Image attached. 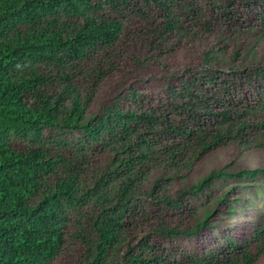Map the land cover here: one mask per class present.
<instances>
[{
  "label": "trees",
  "instance_id": "trees-1",
  "mask_svg": "<svg viewBox=\"0 0 264 264\" xmlns=\"http://www.w3.org/2000/svg\"><path fill=\"white\" fill-rule=\"evenodd\" d=\"M152 7L163 18L146 25L149 48L191 47L200 66L185 67L184 79L169 84L164 107L114 103L88 115L107 67L119 60L113 54L124 47L129 21L149 19ZM132 55L136 65L143 60ZM241 82L257 83L253 104L238 97ZM56 146L69 155L53 154ZM232 148L252 165L226 163L171 193L168 182L186 179L171 168ZM98 150L107 165L88 178ZM162 167L164 176L151 180ZM263 175L264 0H0V264H52L74 243L67 238L72 224L82 249L73 264H254L264 251V215L249 216L254 232L228 238L222 254L172 257L164 244L158 248L160 238L216 226L218 204L226 213L246 212L241 197H232L235 187L210 197L215 206L194 210L192 225L130 219L149 204L184 208L219 179Z\"/></svg>",
  "mask_w": 264,
  "mask_h": 264
},
{
  "label": "rangeland",
  "instance_id": "rangeland-1",
  "mask_svg": "<svg viewBox=\"0 0 264 264\" xmlns=\"http://www.w3.org/2000/svg\"><path fill=\"white\" fill-rule=\"evenodd\" d=\"M160 18H163L157 7L151 8L150 18L142 19L134 17L130 22V25L125 28L124 47L117 49L114 52V56L117 55L119 59L116 61V65H110L107 67L106 76L103 78L100 87L96 93L93 94L91 101L87 108V114H101L106 108L114 103L119 104L122 108L140 107V104L145 107H164L169 100L168 86L170 83L176 84L178 81L184 79L183 73L185 67L189 66L191 69H196L201 64V57L198 51H194L191 47L183 49L180 46L177 49L163 51L159 54L158 50L149 48L148 33H146V25L155 23L160 24ZM141 32L143 34H141ZM142 39V40H141ZM170 42L175 41V36L169 37ZM164 48V46H163ZM179 49H181L179 51ZM147 52V57L144 56V52ZM137 53L143 59L140 64L136 65L135 58H132V54ZM239 98L246 99V104H253L257 99V83H240ZM132 93H136L141 101L138 104L132 96ZM74 150V147H71ZM69 149L64 150V154L69 155ZM224 153H217L211 160H198L188 169H184L181 166L179 168H171L172 172L180 173L187 176V180L182 177H175L173 181L167 183V187L171 193L175 190L190 187L198 179L207 175L212 168H218L226 163L233 162L234 170L247 167L251 162L248 161V157L241 156L236 157V149H224ZM161 156V153H158ZM90 162L85 168V175L88 178H94L96 172L101 169L104 170L107 163L106 157L101 150H98L95 154H90ZM161 160L160 157H157ZM257 162V160H254ZM181 169V172H179ZM166 171L165 167L158 168L151 176H164ZM166 180V179H164ZM186 181V182H184ZM264 175L258 176L256 179H238L227 178L225 180L219 179L216 181L213 189H210L211 193L205 192L198 197L191 198L190 201L185 202L184 208L171 209L164 206H155L152 204L141 207L138 215L132 217L130 222H145L147 226L158 225L159 223H182L192 225L196 217L193 212L198 206L201 209H205L206 206H215L214 201L209 198L214 195L221 194L228 188L235 187L233 195H238L242 200L252 203L250 205V216L264 215ZM147 185V183H146ZM191 206V208L187 207ZM222 209L223 212L214 213L213 221L217 223L216 226L210 229L201 231L200 234L193 237H181L170 240L158 239L159 252H162L161 245H165L174 256L181 257L184 253H189L194 257H203L208 252H218V250L227 245V239L232 238L237 241H243L250 237L252 232V226L248 224L245 213L235 214L234 220L229 224H225L222 220V215L228 208L227 205L218 204L217 209ZM221 210V211H222ZM230 214V213H229ZM75 225H69L67 230V238L70 245L65 250V253L59 255L52 264H73L75 260L79 259L82 252L81 243L77 241V237L73 236L75 231ZM75 263V262H74ZM186 264V263H185ZM264 264V253L261 254L257 263Z\"/></svg>",
  "mask_w": 264,
  "mask_h": 264
},
{
  "label": "clouds",
  "instance_id": "clouds-1",
  "mask_svg": "<svg viewBox=\"0 0 264 264\" xmlns=\"http://www.w3.org/2000/svg\"><path fill=\"white\" fill-rule=\"evenodd\" d=\"M181 81V80H180ZM179 82V81H178ZM137 95V94H136ZM87 111V110H86ZM209 123V122H208ZM211 127H214V125H212ZM102 140L101 141H99L100 143H101V145L103 146V135H102ZM188 138V137H187ZM187 138H185L184 137V139H185V141H187L188 139ZM99 146V147H102V146ZM91 148H92V146H91ZM103 148V147H102ZM57 150H60V151H62V152H56ZM64 150H66L65 148H63V147H60V149H57V146L53 149V151H52V153L53 154H56V153H63L64 152ZM70 152V151H69ZM188 178H187V176H186V180H187ZM250 179V178H249ZM184 182H186V181H184ZM216 183V182H215ZM215 183H214V186H215ZM263 184H261V186H262ZM263 188H264V185L262 186ZM214 188V187H213ZM213 188H211V189H213ZM209 191H210V189H209ZM205 193V192H204ZM210 193H211V191L209 192V195H210ZM203 194V193H202ZM215 196V195H214ZM234 196H236V195H233L232 197H234ZM238 196V195H237ZM213 197V196H212ZM240 197V196H239ZM191 198H195V197H193V196H189V198H188V200L190 201V199ZM241 201H243V202H245L246 203V205H247V207H248V209L246 210V212H242V211H237V212H233V213H230V212H228V213H226L227 211H228V209H229V207L226 209V211H224L225 213H223V215H222V220L224 219V218H227V219H229L231 222L234 220V217H235V214H237V213H245L246 214V220L248 219V217L250 216V214H249V212H250V210H251V208H250V205H252V203H248L247 201H245V200H242V198H241ZM223 205H226V204H223ZM189 206V205H188ZM187 206V207H188ZM189 208H191V206L189 207ZM198 208V206H196V208H195V210ZM220 209V208H219ZM222 210V209H221ZM222 212H223V210H222ZM194 213V212H193ZM230 213V214H229ZM194 215V214H193ZM230 223V222H229ZM228 223V224H229ZM248 224L249 225H251V223H250V221L248 220ZM252 226V225H251ZM254 225L252 226V232L251 233H253L254 232ZM205 230V229H204ZM203 231V230H202ZM201 233V231L198 233V234H200ZM197 234V235H198ZM227 244H228V242H227ZM224 247V246H223ZM223 247H221L219 250H218V252H208V253H206L203 257H208L209 255L208 254H210V253H213V254H217V253H220V254H222V251H223ZM254 252L258 249L257 248V245H255L254 246ZM262 253H264V251L262 252ZM185 254H188L189 256H191V257H194V256H192V255H190L189 253H185ZM261 256V255H260ZM260 256L258 257V259L260 258ZM173 257V256H172ZM198 257H200V256H198ZM258 259H257V261L255 262V263H257L258 262Z\"/></svg>",
  "mask_w": 264,
  "mask_h": 264
}]
</instances>
